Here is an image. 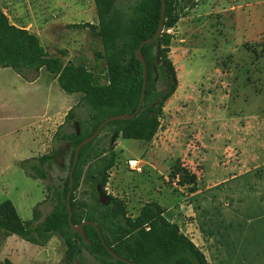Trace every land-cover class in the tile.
Wrapping results in <instances>:
<instances>
[{"label":"rangeland","instance_id":"374dc122","mask_svg":"<svg viewBox=\"0 0 264 264\" xmlns=\"http://www.w3.org/2000/svg\"><path fill=\"white\" fill-rule=\"evenodd\" d=\"M127 1L121 0L122 6ZM197 4L166 31L177 88L158 129L147 142L115 138V160L103 190L131 218L145 203H158L183 233L191 227L188 236L207 238V253L202 251L209 264H264V0ZM0 7L11 24L35 34L50 56L63 53L64 63L82 64L97 82H106L108 67L97 55L103 50L99 36L74 27L97 28L94 0H0ZM52 77L41 70L37 82L27 83L0 68V203L10 200L23 221L32 218L48 191L19 163L56 149L46 184H62L67 174L62 165L68 155L52 142L59 125L48 129L43 152L34 139L36 126L28 125L41 118L48 103L59 109L74 100L61 124L78 104L81 94L68 95L57 82L52 89ZM129 159L138 161L139 172L129 168ZM176 163L195 175V192L169 179ZM85 189L82 185L77 196L89 200ZM40 209L44 217L51 205L45 202ZM64 250L57 237L38 247L13 235L1 243L0 264H59ZM84 256L85 263L73 264L92 262Z\"/></svg>","mask_w":264,"mask_h":264},{"label":"trees","instance_id":"16d2710c","mask_svg":"<svg viewBox=\"0 0 264 264\" xmlns=\"http://www.w3.org/2000/svg\"><path fill=\"white\" fill-rule=\"evenodd\" d=\"M165 3L163 31L157 40L142 46V62L135 52L142 41L155 34L161 0H131L125 6L121 0H94L97 28L89 23L74 25L77 29L89 28L99 36L103 50L97 55L108 67L104 83L97 82L84 65L64 63L63 53L50 56L35 34L11 24L0 7V68H9L28 82L37 79L44 69L55 77L64 93L81 94L78 104L68 110L52 137L53 145L61 147L69 158L68 164L62 165L67 171L62 184H46L56 149L52 154L21 161L19 166L26 176L40 180L48 193L33 208L32 218L27 221L19 217L10 200L0 203V246L13 235L38 247L57 237L65 248L59 264L85 263V252L92 259L87 264H208L201 249L165 217L158 203H145L138 215L131 218L123 205L103 190L106 172L115 160L113 134L128 140L150 141L160 125L165 103L177 88L175 68L168 58L170 36L166 31L198 4L197 0H165ZM157 41L161 46L159 65L155 63ZM143 63L147 67V86L140 112L131 119L108 122L94 140L80 149L73 171L71 223L82 225L90 241L87 245L72 231L66 211L74 152L108 117L135 112L142 89ZM78 107L84 112H77ZM168 177L180 186H188L191 192L196 191L195 175L181 163L171 167ZM82 185L86 186L83 194L89 200L77 196ZM100 194L106 198L103 203ZM45 202L50 203L51 210L43 217L40 207ZM105 246L121 259L110 255Z\"/></svg>","mask_w":264,"mask_h":264},{"label":"water","instance_id":"95a60500","mask_svg":"<svg viewBox=\"0 0 264 264\" xmlns=\"http://www.w3.org/2000/svg\"><path fill=\"white\" fill-rule=\"evenodd\" d=\"M165 10H166L165 0H161L160 21H159L157 30H156L155 34L153 35V37L142 41L138 45V47L136 49V52H135L136 58L139 61H141V62H142V59H141V48H142V46L145 45V44H148V43H152L155 40H157L160 37V35H161L162 31H163V23H164V20H165ZM160 51H161L160 42L157 41L156 54H155V63H156V65L160 64ZM154 70H155V68H154ZM146 86H147V67L143 63L142 89H141L140 99H139V102H138V105H137V108H136L135 112L131 113V114H118V115H113V116L108 117L107 119H105L104 121H102L100 123V125L98 126V128L96 129V131L93 134H91L89 137H87L86 139L81 141L77 145V147L75 149L72 166H71L70 173H69V185H68V192H67V196H66V211L68 213V222L71 225L72 231L77 233L87 245H90V241L87 239L84 231L82 230V225L72 226V223H71L72 212H71V206H70V198H71V194H72V190H73V171H74V168H75L77 160H78V155H79L80 149L86 143L94 140L100 134V132L102 131V129L105 127V125L108 122L116 121V120H127V119H131V118L135 117L141 110V107H142V104H143V101H144V98H145ZM117 136H118L117 133L113 134V136L111 137V143H114L115 138ZM99 197H100V201L102 203L105 202L106 198L103 197L102 194H100ZM92 225L96 227V225L94 223H92ZM96 230L99 233V229L97 227H96ZM105 247L108 250V252L110 253V255H112L116 259H121L110 248H108L107 246H105Z\"/></svg>","mask_w":264,"mask_h":264},{"label":"crops","instance_id":"0c3cea01","mask_svg":"<svg viewBox=\"0 0 264 264\" xmlns=\"http://www.w3.org/2000/svg\"><path fill=\"white\" fill-rule=\"evenodd\" d=\"M41 70H44V69H41ZM16 76H17V78H20L21 80H23L17 74H16ZM51 76H53V75H51ZM37 80H38V78L36 80H34L33 82H27V83H35V82H37ZM51 81H53V82L52 83L49 82V84L53 89L57 80L53 76ZM50 99H52V98H50ZM73 103H74V100L70 98L65 103H63L62 108H59V109H56V108L54 109L53 105L51 103H48V106L45 108L46 110H44L43 114L41 115V118L39 120H36V121L28 124L29 126H31V124L36 126V128H33V131L35 134L34 139H38V142H39L38 143V145H39L38 152H43L46 150V147L48 146V142L46 139L47 134H48V129L49 128L50 129L51 128L56 129V127L61 124L63 116H64L65 108L71 107V105H73ZM44 133H46V135H44ZM190 228L187 229L188 232L191 231ZM180 230L182 231L181 228H180ZM193 230H195V229H193ZM188 232L187 233L184 232V234L188 236ZM188 237L195 243L196 246H198L201 249V251H202V249H206L205 251L207 253V247L209 246V241H207V238L202 240V239H200L199 235H195L194 239L191 238L190 236H188ZM203 253L205 255V252H203Z\"/></svg>","mask_w":264,"mask_h":264},{"label":"built area","instance_id":"2783aa9c","mask_svg":"<svg viewBox=\"0 0 264 264\" xmlns=\"http://www.w3.org/2000/svg\"><path fill=\"white\" fill-rule=\"evenodd\" d=\"M129 168L133 171H140L139 163L136 159H129L128 160Z\"/></svg>","mask_w":264,"mask_h":264},{"label":"flooded vegetation","instance_id":"af4514ba","mask_svg":"<svg viewBox=\"0 0 264 264\" xmlns=\"http://www.w3.org/2000/svg\"><path fill=\"white\" fill-rule=\"evenodd\" d=\"M58 156V155H57Z\"/></svg>","mask_w":264,"mask_h":264}]
</instances>
